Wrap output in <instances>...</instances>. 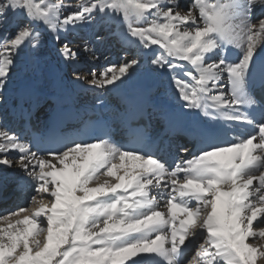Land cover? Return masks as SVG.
<instances>
[{"label": "snow or ice", "instance_id": "1", "mask_svg": "<svg viewBox=\"0 0 264 264\" xmlns=\"http://www.w3.org/2000/svg\"><path fill=\"white\" fill-rule=\"evenodd\" d=\"M77 25L116 26L157 69L179 67L183 107L207 118L194 129L203 146L182 147L192 158L169 167L150 146L111 138L62 136L34 151L0 125V167L26 173L35 193L0 215V264H185L201 238L187 264H264V0H0V95L42 46L41 27L59 41ZM60 54L78 56L67 43ZM140 63L92 70L89 83L115 86ZM221 118L251 131L222 139L211 123Z\"/></svg>", "mask_w": 264, "mask_h": 264}, {"label": "bare ground", "instance_id": "2", "mask_svg": "<svg viewBox=\"0 0 264 264\" xmlns=\"http://www.w3.org/2000/svg\"><path fill=\"white\" fill-rule=\"evenodd\" d=\"M72 2L78 3L80 0ZM190 2L191 0H181L182 6ZM41 32L42 46L37 51H27L21 55L13 73L12 83L0 95V125L3 127L7 128L13 112L25 110L30 97L36 96L40 102H45L48 98L52 100L59 92L63 96L62 101L75 108L78 114L86 110H100L115 122L125 117L137 100H144L149 107L154 131L169 132L175 123L186 127L192 125L195 114L183 107V102L171 81L172 76H182L183 71L179 67L173 72L157 69L150 62L153 51L125 42L116 26L77 25L75 28L70 26L67 31H61L59 41L43 27ZM97 34L99 39L96 38ZM109 38L113 39V42L117 41V45L108 43ZM86 42L89 47L87 52L84 51ZM65 43L78 53L75 60H66L60 54ZM152 48L156 49V46ZM132 58L140 60V66L122 83L117 81L115 86L108 85L105 88H98L89 83L90 71L102 72L109 66L119 65ZM79 76H85L87 79L81 81L78 79ZM40 116L43 120L49 119L48 113H41ZM201 117L203 121L207 120L202 114ZM211 123L223 128L222 139L228 141H235L241 134L246 135L251 131L247 125L228 122L222 118ZM188 148L193 154H199L193 146L189 145ZM12 155L18 156L17 153ZM183 158L192 157L190 155L185 157V154L179 151V162ZM28 179L26 173L17 168L0 167V190L6 186L5 189L10 192V195L5 196L0 191L2 202L0 211L7 209L0 215L19 207L31 206L30 197L35 193L25 184ZM104 180L105 177L101 176L98 182ZM23 197L25 200L20 203L19 199ZM15 219L17 218L13 217V220ZM201 242L202 238L189 245L185 256L187 262L191 260Z\"/></svg>", "mask_w": 264, "mask_h": 264}, {"label": "rangeland", "instance_id": "3", "mask_svg": "<svg viewBox=\"0 0 264 264\" xmlns=\"http://www.w3.org/2000/svg\"><path fill=\"white\" fill-rule=\"evenodd\" d=\"M108 43H113V39L109 38V40H107ZM115 42V41H114ZM153 47V46H152ZM3 99V97H1ZM105 179H108L111 183H115V180H113L112 178L109 177H105ZM186 263V262H185Z\"/></svg>", "mask_w": 264, "mask_h": 264}]
</instances>
